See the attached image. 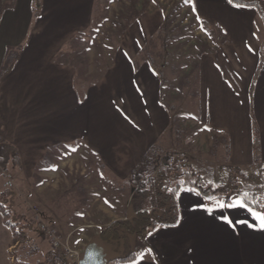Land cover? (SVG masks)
<instances>
[{"label": "crops", "instance_id": "crops-1", "mask_svg": "<svg viewBox=\"0 0 264 264\" xmlns=\"http://www.w3.org/2000/svg\"><path fill=\"white\" fill-rule=\"evenodd\" d=\"M94 5L95 0H41L39 14L34 15L33 0H16L0 18V73L8 48L20 49L14 67L0 74V137L19 150L18 169L26 183L37 179L35 198L42 221L69 246L75 236L70 246L73 262L110 222L144 210L125 212L135 195L133 171L153 145L171 142L174 127L162 78L140 56L166 21L162 10L141 15L121 36L99 79L84 81L80 91L78 71L66 49L90 28ZM194 12L225 33V40L199 60L204 124L226 140L229 167L250 169L258 160L264 162V22L256 8L237 7L229 0H195ZM261 62L252 93L259 127L256 154L251 85ZM68 147L92 157L97 165V174L82 176L83 187L90 192L81 208L60 202V187L72 188L77 180L48 167ZM127 181L128 198L118 209L106 197L117 195L114 183ZM26 190L22 192L31 196ZM178 204L180 222L151 232L136 251V260L128 264H264V230L251 208L225 203L221 208L219 200L191 188L179 192ZM254 211L264 213V206ZM224 217L233 224L225 223ZM42 239L48 237L42 234ZM41 247V258L31 260L33 264L52 249L51 242ZM16 248L0 214V264H18Z\"/></svg>", "mask_w": 264, "mask_h": 264}, {"label": "rangeland", "instance_id": "rangeland-1", "mask_svg": "<svg viewBox=\"0 0 264 264\" xmlns=\"http://www.w3.org/2000/svg\"><path fill=\"white\" fill-rule=\"evenodd\" d=\"M103 1L105 2V0H95L94 18L96 21L99 20L103 14V7L101 5ZM133 1L135 2L136 8L139 10L144 8L145 5H147V12L162 10L166 16L165 23L167 22L169 24L170 22L169 33L171 38L169 39L170 41H168L166 48L168 56L166 58H161L158 54L161 47V41L158 37L149 44L148 51L143 54L144 56L150 55L154 58L156 67L159 71L158 73L163 81L165 101L174 117V125H178L179 128L184 129L185 131H183V137H185L183 139L184 141L180 143L182 139H176L174 133L175 128L173 127L171 142H162L161 145L163 149H174L185 153L189 157L190 163L201 172L205 179L213 181L215 184L227 183L231 169L229 168L230 165L228 163L229 152L226 140L217 139V135L210 132L208 129L209 126L204 124L203 116L205 113V102L201 95V88L199 85L200 79L196 81L195 78L188 75V70L193 66L194 61L197 59V53L203 45L202 43L204 42L208 47L212 48L216 42L211 41L210 38L213 39V37L205 27V30H202L201 32L194 26L187 31L182 38L178 39L181 37L180 33L179 35L177 33L180 27L179 24H187L189 19L194 16L190 5H194L195 0H191L190 4H188L186 0ZM131 2L132 0H111L107 14L109 20L98 29L96 35H94L95 38H92L90 41L91 35H89L88 32L84 41L78 42V45H68L66 56H68L69 60L72 59V62L76 65L78 71L76 83L80 91H83L82 85L86 80L84 77V75L87 74L86 63L88 64V73L90 77L88 79L95 78L98 75L100 76L106 67L111 64L115 47L123 35H118V29L125 19L123 16L126 15L129 10ZM261 5L264 7V0H261ZM185 14H187L186 17H184ZM258 25L260 29L263 28L261 20H258ZM209 26L213 25L209 23ZM214 27L220 30V32H217L220 34V37L223 36L222 34H225L223 33V27L219 25H215ZM213 33L217 34L216 32ZM199 34L201 35V40L203 42L199 40V36H197ZM86 46H89L88 50ZM151 51H154V53ZM177 140L180 142L178 143ZM85 157L82 156L81 153L74 152L73 148L68 147L66 150H62L56 159L50 160L49 162L48 167L55 169V173L70 177L72 180H77L76 183H72L73 187H69L67 190H65L67 187L64 188L62 183H59L62 186L60 187L61 191L59 193L62 196L60 200L62 205L68 202H70V204L77 203V207L81 208L80 202H83L86 199L87 193L90 192V190L83 187L84 181L82 180V176L97 174V165L94 164L92 157L91 159ZM259 163L263 164V162ZM18 168H13L11 170L15 184V191L17 192V205H15V208L20 213L26 214L30 220L34 221V224L28 229V232L30 233V241H28L27 244L22 245L18 249L17 254L20 261L30 262L31 260L41 258V246H43L41 247L42 249L45 246L50 245L51 242L53 248L58 243L60 245L62 244V246L67 243L65 238L61 237L55 229L38 219L40 209L35 198L37 179L34 177L32 181L30 180L26 183L24 176L20 173ZM260 168L261 167L254 166L250 169H243H245L248 174L256 175ZM53 173L54 172L52 171L50 172V174ZM82 173H84V175ZM27 184H29L28 187ZM106 184L107 183H104L105 186ZM114 187L117 195L108 196L106 197V200L111 204H116L117 207H119L118 209L123 208L128 198L129 182L114 183ZM260 187L261 185L258 184L257 179L256 181L239 182V189L241 192H263ZM26 188L31 191V196L28 195L29 197L27 196V192H22V190H26ZM83 189H85L86 192H83ZM92 192L96 191L94 190ZM217 200L221 203L232 205L241 201V197L237 194H233L229 201L224 198ZM137 208L148 210L151 208V201L144 196L135 194L130 198L128 208L125 212L131 214L132 212H135ZM132 214L136 215V213ZM40 222L45 224L47 227L46 231H42ZM42 234L48 237V240L45 242H43L44 239H42ZM74 238L75 236H72L71 238V247L73 246ZM142 243L143 239L140 235L130 234L127 238V244L122 245L121 247H126L124 254L128 255L129 253H136ZM120 250L121 249L118 251ZM25 254H28L27 257ZM69 255L72 254L69 253ZM30 263L33 264L32 262ZM110 264H115V262L111 261Z\"/></svg>", "mask_w": 264, "mask_h": 264}, {"label": "trees", "instance_id": "trees-1", "mask_svg": "<svg viewBox=\"0 0 264 264\" xmlns=\"http://www.w3.org/2000/svg\"><path fill=\"white\" fill-rule=\"evenodd\" d=\"M16 0H0V18L3 13L11 9ZM102 1V0H101ZM111 0H105L101 4L103 7V14L99 20L92 21L90 28L83 33L78 34L70 45L76 46L78 42L84 41L87 37V33L91 35V39L95 38L96 32L100 29L104 23L109 19L107 17L108 9ZM190 4L191 0H186ZM34 3V15H38L41 8V0H33ZM233 4L242 6H252L256 8L259 16L264 22V7L261 5V0H233ZM191 11L194 16L189 19L187 24H179V30L177 31L182 38L183 35L189 31L193 26L199 29L201 32L205 28L209 31L211 41H215V45L210 48L202 40L201 35L199 40L203 42L202 46L198 50L197 59L194 61L193 66L188 70V75L199 79V60L205 53L213 51L217 46L225 40L224 36H219L217 32L219 29L214 26H209V23L203 19L198 18L194 12V5L191 4ZM147 12V5L142 9H137L135 2L129 5V10L122 25L118 29V35L121 36L125 30H127L141 15ZM189 12V11H188ZM187 14L184 15L186 17ZM95 17V16H94ZM96 21V22H95ZM169 24L166 22L158 30V32L145 44L142 48L140 56L143 60L147 61L158 70L154 58L150 55H143L148 51L149 44L155 38H159L161 41V47L158 52L161 58H166L168 52L166 51L168 41L171 38L169 33ZM205 27V28H204ZM216 32L217 34H214ZM224 33V31H223ZM218 35V36H216ZM224 35V34H222ZM207 36V35H206ZM220 41H219V40ZM89 41V42H90ZM119 44V41H118ZM117 44V45H118ZM116 45V47H117ZM87 50L89 46H86ZM19 50L16 48H8L6 57L1 70V76L7 74L15 65ZM154 53V51H151ZM143 55V56H142ZM77 57V56H76ZM262 69V62L260 63L257 72L255 73L252 85H251V106L250 115L254 126V148L256 154L259 151V127L254 115L252 105V93L256 82V79ZM87 74L84 75L85 81L94 83L99 79V75L95 78L88 79V64L86 63ZM159 72V71H158ZM174 133L178 143L184 141V129L179 128L178 125H174ZM184 131V132H183ZM217 139H222L216 136ZM215 144V142H214ZM257 166L261 167L256 175L246 173L245 169L241 167H229L230 174L227 183L215 184L213 181H209L203 177L201 172L195 168L189 161V157L183 153L174 149L164 150L162 145L155 144L147 152L142 161L135 167L132 180L136 187L135 194L144 196L151 201V208L148 210H142L136 215L127 219H118L110 222V224L101 231L98 235V239L104 244L110 247L113 252L117 253V258L114 260L115 264H128L136 260V253L124 254L126 247H121L127 244V238L130 234H138L143 241L146 240L149 233L163 226H174L180 222V208L178 204V194L184 188H191L200 192L204 197L208 199H228L230 200L233 194H237L241 197V201L253 210H259L264 206V162L263 164L257 162ZM21 164V157L19 150L12 143L8 142L4 138L0 137V214L4 219L5 225L11 230L13 235V241L18 244L16 249H19L22 245L27 244L30 241V233L28 229L34 224V221L30 220L26 214L20 213L15 208L16 192L14 190L3 187L5 174L11 171L13 168H18ZM256 176V177H255ZM261 185L260 191H246L241 192L239 189V182L244 181H256ZM121 247V248H120ZM121 249L120 251H118ZM17 251H14L16 261L18 264H31L30 262L20 261ZM36 264H76L72 261L71 256L64 250L59 244L55 245L45 256L44 260Z\"/></svg>", "mask_w": 264, "mask_h": 264}, {"label": "water", "instance_id": "water-1", "mask_svg": "<svg viewBox=\"0 0 264 264\" xmlns=\"http://www.w3.org/2000/svg\"><path fill=\"white\" fill-rule=\"evenodd\" d=\"M116 258L117 253L96 237L79 254L78 264H110Z\"/></svg>", "mask_w": 264, "mask_h": 264}, {"label": "snow or ice", "instance_id": "snow-or-ice-1", "mask_svg": "<svg viewBox=\"0 0 264 264\" xmlns=\"http://www.w3.org/2000/svg\"><path fill=\"white\" fill-rule=\"evenodd\" d=\"M232 2H233V0H229V3H232ZM236 6L242 7V5H236ZM236 206L246 207V205L243 203V201H238L232 205H228V207H236ZM220 207L223 208V207H225V205L221 203ZM248 210L251 212L253 218L259 222V228L261 230H264V213H259V212L252 210V209H248ZM208 211H211V209H208ZM223 219H224L225 223H227L229 225L233 224V221L231 219H229L228 217H224ZM237 223H246V221H237ZM151 234L152 233H149V235H151Z\"/></svg>", "mask_w": 264, "mask_h": 264}, {"label": "built area", "instance_id": "built-area-1", "mask_svg": "<svg viewBox=\"0 0 264 264\" xmlns=\"http://www.w3.org/2000/svg\"><path fill=\"white\" fill-rule=\"evenodd\" d=\"M4 179H5L4 180V183H3L4 187L15 191V184H14V181H13V175H12V172L11 171H9V172H7L5 174V178ZM38 219L42 221V219H41L40 216H38ZM40 227H41L42 231H46L47 230V227L42 222H40ZM56 245H59V243L56 244ZM62 247L65 249V251L68 254L69 253H71V254L74 253L73 250L69 247L68 243L66 245H63ZM77 257H78V255H77Z\"/></svg>", "mask_w": 264, "mask_h": 264}]
</instances>
